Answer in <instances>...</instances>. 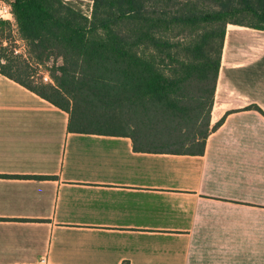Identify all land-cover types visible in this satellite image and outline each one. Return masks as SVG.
I'll return each instance as SVG.
<instances>
[{
	"label": "crops",
	"instance_id": "1",
	"mask_svg": "<svg viewBox=\"0 0 264 264\" xmlns=\"http://www.w3.org/2000/svg\"><path fill=\"white\" fill-rule=\"evenodd\" d=\"M264 31L227 27L203 155L71 133L0 74V264H264Z\"/></svg>",
	"mask_w": 264,
	"mask_h": 264
},
{
	"label": "trees",
	"instance_id": "2",
	"mask_svg": "<svg viewBox=\"0 0 264 264\" xmlns=\"http://www.w3.org/2000/svg\"><path fill=\"white\" fill-rule=\"evenodd\" d=\"M9 3L0 74L67 112L71 133L127 136L137 151L203 155L225 121L211 126L227 27L264 31V0H93L90 15L62 0ZM12 24L30 63L7 45ZM175 31L190 40L172 42ZM51 61V82L35 79L31 63Z\"/></svg>",
	"mask_w": 264,
	"mask_h": 264
},
{
	"label": "rangeland",
	"instance_id": "3",
	"mask_svg": "<svg viewBox=\"0 0 264 264\" xmlns=\"http://www.w3.org/2000/svg\"><path fill=\"white\" fill-rule=\"evenodd\" d=\"M4 1V0H0V3ZM65 4L74 6L75 8L81 10L84 14L86 15H90L93 9V0H62ZM5 2H9V0H5ZM3 21V20H1ZM7 21V20H5ZM14 24V22H13ZM12 24V42L10 44L7 43V45H9V47H11L12 50L15 51V55H20L21 56V60H25L28 63L31 62L30 60V56L28 54V49H27V45L26 43L20 38L18 31L16 29V27ZM9 32V29H7L5 27V33ZM168 39H170L172 42H179V43H185L187 41L190 40V37H188V35L183 34V35H177V32H173L170 33L166 36ZM179 53V52H178ZM179 56L183 55V52L180 51ZM181 59H185V58H181ZM60 62V61H59ZM53 65V61H51L48 66L46 65V67L44 66H38L36 64H32V70H33V74L35 75V79H38L39 81H43V77L44 75H48L49 74V67H51Z\"/></svg>",
	"mask_w": 264,
	"mask_h": 264
},
{
	"label": "built area",
	"instance_id": "4",
	"mask_svg": "<svg viewBox=\"0 0 264 264\" xmlns=\"http://www.w3.org/2000/svg\"><path fill=\"white\" fill-rule=\"evenodd\" d=\"M0 20H7L11 23L14 22L11 4L9 2H5V0L0 3ZM43 80L45 83L51 82V79L47 74L44 75Z\"/></svg>",
	"mask_w": 264,
	"mask_h": 264
}]
</instances>
